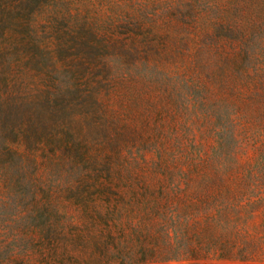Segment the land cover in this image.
<instances>
[{
	"label": "rangeland",
	"instance_id": "obj_1",
	"mask_svg": "<svg viewBox=\"0 0 264 264\" xmlns=\"http://www.w3.org/2000/svg\"><path fill=\"white\" fill-rule=\"evenodd\" d=\"M0 264H264V0H0Z\"/></svg>",
	"mask_w": 264,
	"mask_h": 264
}]
</instances>
